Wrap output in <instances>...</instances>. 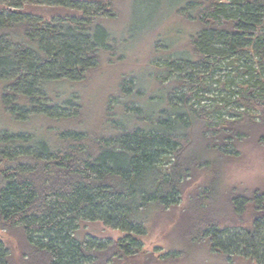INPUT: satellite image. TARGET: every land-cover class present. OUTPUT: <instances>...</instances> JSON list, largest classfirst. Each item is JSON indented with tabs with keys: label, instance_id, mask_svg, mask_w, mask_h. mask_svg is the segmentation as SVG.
<instances>
[{
	"label": "trees",
	"instance_id": "obj_1",
	"mask_svg": "<svg viewBox=\"0 0 264 264\" xmlns=\"http://www.w3.org/2000/svg\"><path fill=\"white\" fill-rule=\"evenodd\" d=\"M116 3L0 0L1 105L27 118L77 104L72 99L63 105L42 103L49 98L43 84L84 78L98 65L100 49L110 38L99 19L113 16ZM28 5L71 8L82 15L49 20L28 11ZM178 12L197 23L192 45L201 62L176 55L167 63L168 70H179L180 89L170 93L181 103L170 105L151 128L138 126L100 140L69 133L65 147L0 131V228L20 230L32 250L46 255L47 264H135L134 256L144 250L134 234H145V219L136 220L135 213L152 202H175L190 158L235 147L242 126L256 118L264 125V0H187ZM225 58L247 78L225 105L207 109L191 103L201 89L212 90L213 79L207 76ZM223 107L237 119L218 123L216 112ZM229 198L226 209L212 213L209 209L219 204L214 185L197 195L192 236L205 237L228 257L237 254L264 264V190L234 192ZM82 221H100L129 234L116 241L79 239ZM12 262L10 247L0 238V264Z\"/></svg>",
	"mask_w": 264,
	"mask_h": 264
},
{
	"label": "rangeland",
	"instance_id": "obj_2",
	"mask_svg": "<svg viewBox=\"0 0 264 264\" xmlns=\"http://www.w3.org/2000/svg\"><path fill=\"white\" fill-rule=\"evenodd\" d=\"M186 2L156 0L150 5L148 0H117L114 15L99 19L110 38L107 46L100 49L98 65L84 78L43 84L49 98L42 103L63 105L72 99L77 104L72 103L66 109L56 107L53 114L34 113L23 118L11 115L0 103V131L30 134L54 147H65L69 133H85L100 140L138 126L151 128L152 120L170 105L181 103L170 93V89H180L175 82L179 70L175 67L168 70L167 63H172L176 55H189L194 63L201 62L192 45L197 23L178 12ZM26 9L49 20L82 15L75 9L59 6L28 5ZM228 61L226 58L220 61L213 75L208 74L207 79H213L212 90L201 89L190 99L191 103L206 105L207 109H213L214 104H226L230 92L247 78ZM185 62L182 61V66L187 71ZM229 116L224 107L216 112L218 123L222 119L230 122L237 119ZM240 130L242 138L235 147L220 148V153L212 152L202 160L189 159L175 202L168 206L152 202L144 212L135 213L136 220L145 219L142 226L145 234H134L144 250L134 256L135 264L255 263L237 254L228 257L214 250L205 237L192 236L197 230L196 197L203 189L213 185L216 189L219 204L214 210L208 208L212 213H217L220 207L226 209L234 192L249 194L256 189L264 190V125L256 118ZM195 146L198 151L200 144ZM128 234L100 221H82L77 230L79 239L95 237L104 241H116ZM0 238L10 247L12 264H47L46 255L32 250L20 230L8 232L0 228Z\"/></svg>",
	"mask_w": 264,
	"mask_h": 264
}]
</instances>
